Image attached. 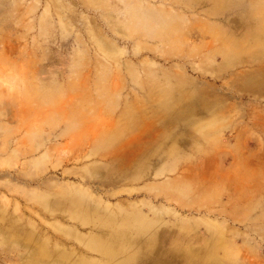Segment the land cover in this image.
<instances>
[{
  "label": "rangeland",
  "instance_id": "rangeland-1",
  "mask_svg": "<svg viewBox=\"0 0 264 264\" xmlns=\"http://www.w3.org/2000/svg\"><path fill=\"white\" fill-rule=\"evenodd\" d=\"M0 264H264V0H0Z\"/></svg>",
  "mask_w": 264,
  "mask_h": 264
}]
</instances>
